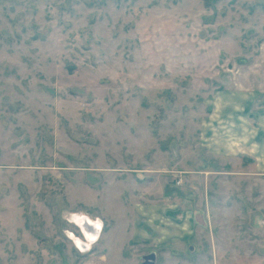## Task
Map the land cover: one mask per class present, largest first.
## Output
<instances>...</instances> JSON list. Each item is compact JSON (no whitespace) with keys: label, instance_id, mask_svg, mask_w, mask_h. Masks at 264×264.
Returning a JSON list of instances; mask_svg holds the SVG:
<instances>
[{"label":"rangeland","instance_id":"obj_1","mask_svg":"<svg viewBox=\"0 0 264 264\" xmlns=\"http://www.w3.org/2000/svg\"><path fill=\"white\" fill-rule=\"evenodd\" d=\"M263 130L264 0H0V264H264Z\"/></svg>","mask_w":264,"mask_h":264},{"label":"bare ground","instance_id":"obj_2","mask_svg":"<svg viewBox=\"0 0 264 264\" xmlns=\"http://www.w3.org/2000/svg\"><path fill=\"white\" fill-rule=\"evenodd\" d=\"M73 220L78 224L85 238V243L82 244L77 240L76 244L79 246L80 250H88L89 244L94 243L99 238L101 230L100 223L93 222L84 216H75L73 217Z\"/></svg>","mask_w":264,"mask_h":264},{"label":"water","instance_id":"obj_3","mask_svg":"<svg viewBox=\"0 0 264 264\" xmlns=\"http://www.w3.org/2000/svg\"><path fill=\"white\" fill-rule=\"evenodd\" d=\"M142 263L140 264H154L155 263V255L154 253L143 256Z\"/></svg>","mask_w":264,"mask_h":264},{"label":"crops","instance_id":"obj_4","mask_svg":"<svg viewBox=\"0 0 264 264\" xmlns=\"http://www.w3.org/2000/svg\"><path fill=\"white\" fill-rule=\"evenodd\" d=\"M258 130H260V129H258ZM263 133H264V130L262 131ZM255 136H258V135H255ZM255 141H257V140H255ZM255 144V143H254ZM254 147H260V148H263V150H264V142H263V144H259V143H257ZM264 153V152H263ZM251 159H253L252 157H250ZM250 159V160H251ZM254 159L255 160H257V161H260V159H261V161H264V158H259L258 159V157H256V156H254ZM252 161V160H251ZM148 254H151V253H148ZM147 254V255H148ZM155 255V254H154ZM155 261H156V256H155Z\"/></svg>","mask_w":264,"mask_h":264}]
</instances>
